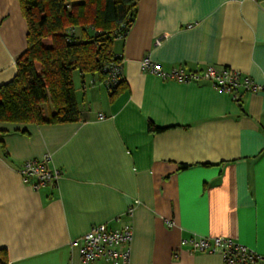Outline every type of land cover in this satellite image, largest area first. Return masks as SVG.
<instances>
[{
    "label": "crops",
    "instance_id": "crops-1",
    "mask_svg": "<svg viewBox=\"0 0 264 264\" xmlns=\"http://www.w3.org/2000/svg\"><path fill=\"white\" fill-rule=\"evenodd\" d=\"M26 34L19 0H0V86L15 76ZM112 52L117 93L73 72L78 120L0 121L4 264H80V237L95 224L131 226L129 264H224L181 244L199 237L264 255V88L234 100L140 67L143 57L164 70L229 67L264 86V0H136ZM46 154L61 175L33 189L18 169Z\"/></svg>",
    "mask_w": 264,
    "mask_h": 264
},
{
    "label": "trees",
    "instance_id": "trees-1",
    "mask_svg": "<svg viewBox=\"0 0 264 264\" xmlns=\"http://www.w3.org/2000/svg\"><path fill=\"white\" fill-rule=\"evenodd\" d=\"M27 24L16 74L0 86V121L63 123L79 119L72 74H97L120 61L112 46L134 21L136 0H19ZM50 40L45 46L43 40ZM122 80L111 95L121 88ZM151 128L155 127L151 124ZM157 128V127H156ZM159 129V128H158ZM6 262L0 250V264Z\"/></svg>",
    "mask_w": 264,
    "mask_h": 264
},
{
    "label": "built area",
    "instance_id": "built-area-1",
    "mask_svg": "<svg viewBox=\"0 0 264 264\" xmlns=\"http://www.w3.org/2000/svg\"><path fill=\"white\" fill-rule=\"evenodd\" d=\"M187 26L191 27V25ZM140 67L141 70L155 74L164 80L172 79L185 83L209 82L213 88L230 93L234 100H238L243 93L256 92L264 88L250 76L229 67L206 65L202 69L186 71L178 66L164 70L161 64L152 61L149 57L141 59ZM105 71L107 74L101 82L106 90L110 91L122 80L121 60L107 63ZM49 161L48 154L40 160L23 161L18 169L22 181L28 183L33 189L55 182L61 173L57 168L50 169ZM131 240L132 229L127 223L120 228H109L106 224L92 225L80 237V264H129ZM181 244L187 245L190 253H218L224 264H264V255L222 236L183 239Z\"/></svg>",
    "mask_w": 264,
    "mask_h": 264
}]
</instances>
